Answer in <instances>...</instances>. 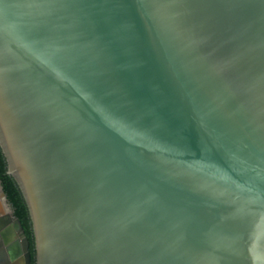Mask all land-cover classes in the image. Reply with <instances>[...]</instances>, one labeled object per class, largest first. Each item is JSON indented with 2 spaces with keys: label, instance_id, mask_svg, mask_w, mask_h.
Here are the masks:
<instances>
[{
  "label": "water",
  "instance_id": "95a60500",
  "mask_svg": "<svg viewBox=\"0 0 264 264\" xmlns=\"http://www.w3.org/2000/svg\"><path fill=\"white\" fill-rule=\"evenodd\" d=\"M0 145L36 264H264V0H0Z\"/></svg>",
  "mask_w": 264,
  "mask_h": 264
},
{
  "label": "trees",
  "instance_id": "16d2710c",
  "mask_svg": "<svg viewBox=\"0 0 264 264\" xmlns=\"http://www.w3.org/2000/svg\"><path fill=\"white\" fill-rule=\"evenodd\" d=\"M0 184L8 197L9 204L12 207L15 217L21 219L26 233L31 241V251L33 263L36 264V246L33 224L28 205L15 179L8 173V163L5 154L0 145Z\"/></svg>",
  "mask_w": 264,
  "mask_h": 264
},
{
  "label": "flooded vegetation",
  "instance_id": "af4514ba",
  "mask_svg": "<svg viewBox=\"0 0 264 264\" xmlns=\"http://www.w3.org/2000/svg\"><path fill=\"white\" fill-rule=\"evenodd\" d=\"M2 208H4V204H3V207H2ZM4 209H5V208H4ZM5 218H6V217H5ZM1 221L5 222V223L7 222L6 219H5V220H1ZM9 222H10V221L8 220V222H7L8 225H7V226L5 225L6 228H8V227L10 226V223H9ZM2 242H4V237L2 236V233H1V230H0V247H1V248H0V252L2 251V246L4 245V244H2ZM2 252H3V251H2ZM8 252H9V251H8ZM9 254H10V252H9ZM5 258H6V259H5ZM7 258H8V259H7ZM4 260H5V261L7 260V261L5 262ZM2 261H3L2 264H4V263H5V264H14V256H11V255H10V257H9V256H4V257H2Z\"/></svg>",
  "mask_w": 264,
  "mask_h": 264
},
{
  "label": "crops",
  "instance_id": "0c3cea01",
  "mask_svg": "<svg viewBox=\"0 0 264 264\" xmlns=\"http://www.w3.org/2000/svg\"><path fill=\"white\" fill-rule=\"evenodd\" d=\"M6 217V218H5ZM8 222V220L10 221V225L12 224V220L10 219L8 212L6 209H0V230L2 232V230L4 231V229H6V226L8 225V223L3 222L1 220H5ZM6 225V226H5Z\"/></svg>",
  "mask_w": 264,
  "mask_h": 264
},
{
  "label": "rangeland",
  "instance_id": "374dc122",
  "mask_svg": "<svg viewBox=\"0 0 264 264\" xmlns=\"http://www.w3.org/2000/svg\"><path fill=\"white\" fill-rule=\"evenodd\" d=\"M3 199H2V195L0 194V209H4L5 208V206H4V208H2L3 207Z\"/></svg>",
  "mask_w": 264,
  "mask_h": 264
},
{
  "label": "bare ground",
  "instance_id": "6f19581e",
  "mask_svg": "<svg viewBox=\"0 0 264 264\" xmlns=\"http://www.w3.org/2000/svg\"><path fill=\"white\" fill-rule=\"evenodd\" d=\"M10 226H11V225H10ZM10 226H9V227H10ZM6 229H7V228H6ZM6 229H4V230H6Z\"/></svg>",
  "mask_w": 264,
  "mask_h": 264
}]
</instances>
